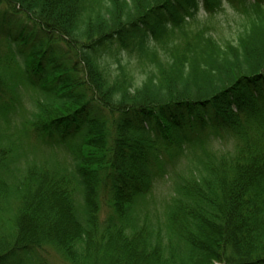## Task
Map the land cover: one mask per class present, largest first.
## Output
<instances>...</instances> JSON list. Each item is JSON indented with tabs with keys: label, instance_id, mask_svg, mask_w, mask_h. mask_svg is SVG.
Returning a JSON list of instances; mask_svg holds the SVG:
<instances>
[{
	"label": "trees",
	"instance_id": "1",
	"mask_svg": "<svg viewBox=\"0 0 264 264\" xmlns=\"http://www.w3.org/2000/svg\"><path fill=\"white\" fill-rule=\"evenodd\" d=\"M50 253L264 264V0H0V264Z\"/></svg>",
	"mask_w": 264,
	"mask_h": 264
},
{
	"label": "rangeland",
	"instance_id": "2",
	"mask_svg": "<svg viewBox=\"0 0 264 264\" xmlns=\"http://www.w3.org/2000/svg\"><path fill=\"white\" fill-rule=\"evenodd\" d=\"M230 17H231V11L227 10L226 13L223 14V16L218 17L216 23H219L220 26L225 28L226 22ZM222 33L223 31L222 32L219 31L218 34L222 35ZM174 37L177 38L178 36L176 35ZM121 62L124 66L125 72L132 76L134 83L139 82L143 78L144 73L143 70L141 69V65L139 64V62H137L135 53H132L131 55H128L127 53H123L121 56ZM108 63H109L108 65L109 74L112 75L115 74L118 69L117 63H115L114 61H110ZM235 147H236L235 139L231 138L221 141H210L209 145L207 146V150L209 155L220 157L222 156V154L232 153V151L235 150ZM185 163H186V159L184 158L181 159L178 167L180 168ZM169 182H170V178L167 177H164L163 180L159 181L156 187L157 190H155L157 196L161 198L166 197V193L168 190L167 187L169 185ZM48 258L50 259L49 260L50 264H63L60 258L56 254L54 255L53 253H50Z\"/></svg>",
	"mask_w": 264,
	"mask_h": 264
}]
</instances>
